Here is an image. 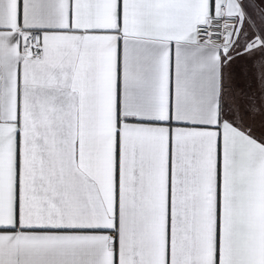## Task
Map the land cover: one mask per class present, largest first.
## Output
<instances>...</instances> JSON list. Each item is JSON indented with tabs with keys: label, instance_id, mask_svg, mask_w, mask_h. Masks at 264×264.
Here are the masks:
<instances>
[{
	"label": "snow or ice",
	"instance_id": "6c2138e0",
	"mask_svg": "<svg viewBox=\"0 0 264 264\" xmlns=\"http://www.w3.org/2000/svg\"><path fill=\"white\" fill-rule=\"evenodd\" d=\"M256 117L264 0H0V264H264Z\"/></svg>",
	"mask_w": 264,
	"mask_h": 264
},
{
	"label": "crops",
	"instance_id": "0c3cea01",
	"mask_svg": "<svg viewBox=\"0 0 264 264\" xmlns=\"http://www.w3.org/2000/svg\"><path fill=\"white\" fill-rule=\"evenodd\" d=\"M238 63H243V61H238ZM234 67H236L234 65ZM250 69L251 71L249 72V75L247 78H244L242 76H240L239 74H237L236 79L233 81L234 84V91L236 92L237 96H239V90L241 88H249V90L251 91L252 94H254L256 96V94L258 95V97L256 96L257 99H260V88L258 85V72L259 70L256 68V64L254 60H250ZM260 127H262L261 129H263V125H253V128L255 129L257 135L258 132H262Z\"/></svg>",
	"mask_w": 264,
	"mask_h": 264
},
{
	"label": "rangeland",
	"instance_id": "374dc122",
	"mask_svg": "<svg viewBox=\"0 0 264 264\" xmlns=\"http://www.w3.org/2000/svg\"><path fill=\"white\" fill-rule=\"evenodd\" d=\"M256 96L258 97L257 94H256ZM250 122L253 125H260V124H262L263 125V129H261L262 127H260V129H261L262 132L261 133L258 132V134L260 135V134L264 133V118H262V117H256L254 121H250Z\"/></svg>",
	"mask_w": 264,
	"mask_h": 264
}]
</instances>
